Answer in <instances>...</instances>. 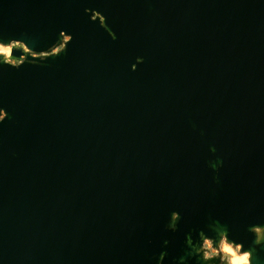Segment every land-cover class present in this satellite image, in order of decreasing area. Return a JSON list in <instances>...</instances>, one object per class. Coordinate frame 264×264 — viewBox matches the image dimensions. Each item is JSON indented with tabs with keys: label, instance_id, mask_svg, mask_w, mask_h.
I'll return each instance as SVG.
<instances>
[{
	"label": "water",
	"instance_id": "water-1",
	"mask_svg": "<svg viewBox=\"0 0 264 264\" xmlns=\"http://www.w3.org/2000/svg\"><path fill=\"white\" fill-rule=\"evenodd\" d=\"M11 41L0 264H264V0H0Z\"/></svg>",
	"mask_w": 264,
	"mask_h": 264
},
{
	"label": "rangeland",
	"instance_id": "rangeland-1",
	"mask_svg": "<svg viewBox=\"0 0 264 264\" xmlns=\"http://www.w3.org/2000/svg\"><path fill=\"white\" fill-rule=\"evenodd\" d=\"M5 45H6V44H5ZM5 56H8V55H5ZM205 244H207V247H205ZM203 246H204V248L206 249V250H205V254H206V253H209V255H206V256L216 255V254L220 253L221 258L225 259V260L227 261V264H230V258H229V257H230V254H228V253L226 252V249H227V248H231V249H233L236 253H240V252L238 251V248H237L236 246H233L232 244H229V243L225 242V240H222V241L219 243V247H218V249L213 248L212 245H211L210 240H208V239H206V240L204 241ZM227 259H229V261H228ZM222 264H223V263H222Z\"/></svg>",
	"mask_w": 264,
	"mask_h": 264
},
{
	"label": "clouds",
	"instance_id": "clouds-1",
	"mask_svg": "<svg viewBox=\"0 0 264 264\" xmlns=\"http://www.w3.org/2000/svg\"><path fill=\"white\" fill-rule=\"evenodd\" d=\"M12 43H16V41H11L7 45L0 43V54H10V48ZM205 247H207V244H205ZM236 247L239 248L240 246L237 245ZM205 255H209V253H206ZM249 255L250 253L248 251H244L239 255L233 254V256L230 258V264H249Z\"/></svg>",
	"mask_w": 264,
	"mask_h": 264
},
{
	"label": "bare ground",
	"instance_id": "bare-ground-1",
	"mask_svg": "<svg viewBox=\"0 0 264 264\" xmlns=\"http://www.w3.org/2000/svg\"><path fill=\"white\" fill-rule=\"evenodd\" d=\"M9 55V54H8ZM226 252L228 253V254H230V257L229 258H231L232 256H233V254H235V255H239L240 253H242V252H240V253H236L233 249H231V248H227L226 249ZM228 261H229V259H227Z\"/></svg>",
	"mask_w": 264,
	"mask_h": 264
},
{
	"label": "flooded vegetation",
	"instance_id": "flooded-vegetation-1",
	"mask_svg": "<svg viewBox=\"0 0 264 264\" xmlns=\"http://www.w3.org/2000/svg\"><path fill=\"white\" fill-rule=\"evenodd\" d=\"M12 45L20 46V44H18V43H17V44L12 43L11 46H12ZM24 50H25V48H24ZM10 61H13V62H14L15 60H14V59H10ZM220 264H222V263L220 262Z\"/></svg>",
	"mask_w": 264,
	"mask_h": 264
}]
</instances>
